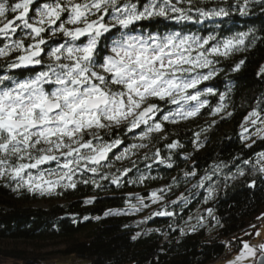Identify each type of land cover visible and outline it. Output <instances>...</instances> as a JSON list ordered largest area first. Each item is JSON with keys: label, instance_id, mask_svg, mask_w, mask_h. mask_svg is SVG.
Here are the masks:
<instances>
[{"label": "snow or ice", "instance_id": "6c2138e0", "mask_svg": "<svg viewBox=\"0 0 264 264\" xmlns=\"http://www.w3.org/2000/svg\"><path fill=\"white\" fill-rule=\"evenodd\" d=\"M250 5L264 10V0H235L228 7L209 9L196 6L194 0H0V181L17 193L51 195L77 189L78 184L99 189L103 187L100 181L120 187L122 180L135 185L155 179L141 174L127 180L134 169L139 172L132 157L148 148L154 134L164 132L166 123L178 124L201 115L210 105L206 97L217 95L205 82L220 71L216 67L219 58L245 51L256 39L252 29L221 40L212 32L205 36L183 28L162 30L160 22L203 25L228 18L233 11L248 15ZM243 64L240 60L233 70ZM20 70L29 71L22 74ZM259 75L264 76V67ZM226 98V93L219 94L211 115L225 110ZM158 102L176 107L160 115L164 109ZM241 129L243 141L255 136L264 142V106L250 111ZM129 133L134 142L119 154L114 152ZM193 135L192 143L198 149L202 146L200 132ZM160 139L166 141L163 148L168 155L162 156L159 147L151 156L145 153L141 159L149 169L148 161L172 168L173 150L183 148L167 135ZM255 142L246 146L251 148ZM124 160L131 165L115 173L102 171ZM243 163L264 174V152ZM51 164L55 167H44ZM196 175L191 170L184 173L186 179ZM213 175L206 174L193 185L207 187L205 203L213 195L208 185ZM171 187L153 190L148 200L161 203ZM186 199L181 195L171 203L178 205ZM126 202L127 210H109L105 215H131L150 206L139 194H130ZM207 213L211 217L212 209ZM174 215L167 205L152 213ZM140 235L137 232L132 239ZM239 243L238 254L229 264L248 260L264 264V243Z\"/></svg>", "mask_w": 264, "mask_h": 264}, {"label": "trees", "instance_id": "16d2710c", "mask_svg": "<svg viewBox=\"0 0 264 264\" xmlns=\"http://www.w3.org/2000/svg\"><path fill=\"white\" fill-rule=\"evenodd\" d=\"M194 2L198 7L209 9L228 7L235 0ZM160 27L166 31L183 28L185 32L205 36L212 32L221 40L252 29L256 39L245 51L219 58L216 67L220 71L205 82L217 95L206 97L210 105L201 115L178 124L166 123L164 132L154 134L149 147L140 149L137 156L132 157L137 161L139 172L134 169L127 180H134L141 174L155 179L135 185L122 180L120 187L100 181L103 187L99 189L78 184L77 189H61L58 190L61 194L51 195L17 193L0 181V258L7 260L4 264H53L67 255L86 258L90 264H211L238 250L239 241L252 239L257 227L264 223V219H258L264 216V174L243 163L245 159L254 161L258 153L264 152V142L253 136L256 142L248 148L246 145L252 140L243 141L240 136L245 116L254 108L259 110L264 106V76L259 75L264 67V10L250 5L249 14L245 16L233 11L228 18L205 21L203 25L162 21ZM240 60H244V64L234 71ZM28 71L20 70L22 74ZM220 93L227 94L226 108L213 116L210 112L219 103ZM158 103L164 109L160 115L176 107ZM139 132L140 129L135 130V134ZM195 132H200L202 146L198 149L192 143ZM164 135L169 141L178 140L183 148L173 150L172 168L148 161L151 163L149 169L141 158L145 153L151 156L156 147L167 157L168 151L163 148L166 141L160 139ZM133 142V134L129 133L125 143L114 152L119 154ZM186 156L188 159H184ZM114 163L113 168L105 167L102 171L115 173L117 168L131 165L129 160ZM44 167L54 168L55 164ZM190 170L197 175L186 179L184 173ZM213 173L212 181L208 182L213 195L205 203L207 187L193 188V185L201 177ZM174 179L176 183L173 184ZM253 181L255 186H252ZM166 185L172 187L165 193L164 200L151 204L150 193ZM130 194H139L150 206L131 215H105L109 210H127L126 198ZM181 195L187 199L173 205L171 201ZM93 197V203H84ZM38 200L45 201L46 206H33ZM132 203L137 201L133 199ZM164 205L175 215L152 216ZM208 208L212 209L211 217ZM148 217L151 218L146 223L138 224ZM137 232L141 235L133 240Z\"/></svg>", "mask_w": 264, "mask_h": 264}, {"label": "rangeland", "instance_id": "374dc122", "mask_svg": "<svg viewBox=\"0 0 264 264\" xmlns=\"http://www.w3.org/2000/svg\"><path fill=\"white\" fill-rule=\"evenodd\" d=\"M33 206L45 207L46 202L43 200H38L35 203H33ZM256 231H259V235L257 236L254 234V237L247 241L248 243H250L253 246H258V245L264 243V223L260 224L257 227ZM238 250L232 251L225 258L217 260L211 264H229V261L233 260L235 258V256L238 254ZM1 261H3L4 263L7 262V260L0 258V262ZM53 264H90V261L86 258H77L74 255H67L63 258L55 260ZM244 264H252V261L251 260L245 261Z\"/></svg>", "mask_w": 264, "mask_h": 264}, {"label": "crops", "instance_id": "0c3cea01", "mask_svg": "<svg viewBox=\"0 0 264 264\" xmlns=\"http://www.w3.org/2000/svg\"><path fill=\"white\" fill-rule=\"evenodd\" d=\"M0 264H4V262H3V261H1V262H0Z\"/></svg>", "mask_w": 264, "mask_h": 264}]
</instances>
